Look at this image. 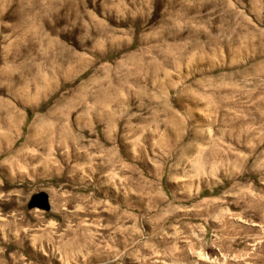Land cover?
<instances>
[{
  "label": "rangeland",
  "instance_id": "rangeland-1",
  "mask_svg": "<svg viewBox=\"0 0 264 264\" xmlns=\"http://www.w3.org/2000/svg\"><path fill=\"white\" fill-rule=\"evenodd\" d=\"M0 264H264V0H0Z\"/></svg>",
  "mask_w": 264,
  "mask_h": 264
}]
</instances>
